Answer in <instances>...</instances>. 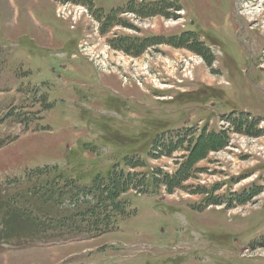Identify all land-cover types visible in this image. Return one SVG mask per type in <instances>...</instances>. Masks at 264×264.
<instances>
[{"label": "rangeland", "instance_id": "obj_1", "mask_svg": "<svg viewBox=\"0 0 264 264\" xmlns=\"http://www.w3.org/2000/svg\"><path fill=\"white\" fill-rule=\"evenodd\" d=\"M74 3L0 0V217L37 172L172 175L202 132L228 144L110 230L62 223L86 194L40 232L0 219V264H264V0Z\"/></svg>", "mask_w": 264, "mask_h": 264}, {"label": "trees", "instance_id": "obj_2", "mask_svg": "<svg viewBox=\"0 0 264 264\" xmlns=\"http://www.w3.org/2000/svg\"><path fill=\"white\" fill-rule=\"evenodd\" d=\"M89 1L91 0H83L86 4H88ZM75 2H79V0H75ZM164 10V8H159L157 14L162 15ZM164 39L165 38L162 40ZM168 41H170V39ZM151 42L152 41L148 40L144 46L149 47L153 45V42ZM171 45L174 44L171 43ZM192 144L189 145L190 151L188 152L190 153L184 157L181 167L173 176H169L159 170H157V172L150 171L151 174H149V176H137L131 172H125L124 170L118 172L116 169L117 165L110 167L103 174L98 172L94 175L77 172L75 176H71L70 173H57V169L52 171L48 170V172H51V175L46 171L37 172L38 176L36 181L38 182L32 184L29 182L30 186L27 189H24L18 194L13 193L12 198L10 197L6 201L9 205L6 206V210H4L5 220L2 217H0V219L6 224H8L10 220H14L16 224H20L19 226L24 225L26 228L31 227L33 230L40 232L38 230V225L34 223L36 220L41 218L45 220L47 224L51 225L49 222L53 223V220H57L58 217H62L63 215V212H60L58 208H62L65 202H74L75 198L79 199L81 195L86 194L85 196H93L94 205L83 200L80 202L82 203L81 207L80 205L76 206L78 211L71 214L72 218L69 220L65 219L62 223H65V225L70 223L75 230L79 232L78 223L80 218L90 220L91 223L94 224V227L97 228L99 225L98 215L103 214L102 218H104V225L110 230L113 227L111 219L115 217L113 213H117L120 217L128 215V203L126 201H120V196L130 192L132 189L157 195L159 193L157 187L163 184L170 193L173 192L174 189L183 187V183L189 177L188 170L194 166L196 160L203 159L210 151H217L219 146L225 148L228 144V139H226L223 133H221V135H216L215 133L204 135L202 132L195 140L193 146ZM157 147L158 146L155 148L158 149ZM180 148H182V146H177V149ZM171 154L172 152L167 153V156H171ZM125 165L127 167L130 165L135 167L145 166L144 164L134 165V162L129 160H125ZM160 173L163 175L161 178L158 177ZM61 180H65L63 187H61L59 183ZM86 180L89 182L86 184L90 185L81 187L79 185L80 182ZM57 194L58 196H56ZM66 196H68V198L64 199ZM34 214L36 216L31 220L30 217ZM62 223L61 226H64ZM115 224H117V222H115ZM47 231L48 229H46L43 234Z\"/></svg>", "mask_w": 264, "mask_h": 264}, {"label": "flooded vegetation", "instance_id": "obj_3", "mask_svg": "<svg viewBox=\"0 0 264 264\" xmlns=\"http://www.w3.org/2000/svg\"><path fill=\"white\" fill-rule=\"evenodd\" d=\"M144 11V12H143ZM146 12H149V10L148 9H146V10H144V9H142V10H138V14H144V15H146Z\"/></svg>", "mask_w": 264, "mask_h": 264}]
</instances>
